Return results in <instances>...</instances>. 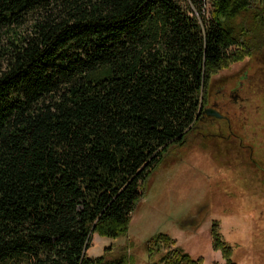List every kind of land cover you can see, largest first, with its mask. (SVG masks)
Here are the masks:
<instances>
[{
	"label": "trees",
	"instance_id": "16d2710c",
	"mask_svg": "<svg viewBox=\"0 0 264 264\" xmlns=\"http://www.w3.org/2000/svg\"><path fill=\"white\" fill-rule=\"evenodd\" d=\"M205 1L0 0V264H128L126 245L88 256L91 233H128L150 170L199 131L212 78L264 45V0H209V16ZM210 233L214 264H237ZM144 246L201 263L163 232Z\"/></svg>",
	"mask_w": 264,
	"mask_h": 264
},
{
	"label": "rangeland",
	"instance_id": "374dc122",
	"mask_svg": "<svg viewBox=\"0 0 264 264\" xmlns=\"http://www.w3.org/2000/svg\"><path fill=\"white\" fill-rule=\"evenodd\" d=\"M203 10L209 16V0ZM236 21L242 22L239 17ZM251 22L247 16L246 24ZM262 26L257 40L264 44V22ZM263 65L264 45L219 71L212 78L208 103L217 99L226 106L232 103L227 91L238 87L244 75L252 85H258L264 76ZM249 101L245 117L231 122L237 139L241 137L249 149L243 153L237 147L229 148L225 139L217 136L228 132L223 120L216 116L202 119L198 132L189 133L182 146H170L150 170L128 233L117 238L91 233L87 255H113L126 245L128 264H160L159 255L149 258L144 245L152 235L163 232L192 258L200 257V264L224 263L212 244L210 229L216 221L237 264H264V94L250 96ZM253 157L259 170L250 161ZM230 179L233 185L228 184ZM243 179L246 182L239 185Z\"/></svg>",
	"mask_w": 264,
	"mask_h": 264
},
{
	"label": "flooded vegetation",
	"instance_id": "af4514ba",
	"mask_svg": "<svg viewBox=\"0 0 264 264\" xmlns=\"http://www.w3.org/2000/svg\"><path fill=\"white\" fill-rule=\"evenodd\" d=\"M226 94L227 96L233 99V102L229 103V105L227 104L226 106L224 103H220V101L217 99L213 100V102L208 103L204 108L211 106L217 111H219V113L222 115V117H220L219 119L225 122V128L228 132L226 135L223 133H218L217 136L219 138L225 139L229 148L237 147L240 151L244 153V151L249 148H247V144L243 143V139L241 137L237 139L238 135L231 129V122H234L237 116L240 120L245 117L247 111L249 110L248 107L251 106V101H249L250 96H252L253 98L256 94H264V76L260 78V82L258 85H252L250 81L246 79V75H244L240 80L239 86H235L232 89L228 90ZM202 119H215V117L213 115H207L203 112L201 116V120ZM248 146L251 147L250 144ZM250 161L253 162L256 169L259 170L260 165L257 159L253 157L250 159ZM245 182L246 181L243 179V181H238L237 183L241 185V183ZM234 183L235 182L232 183L231 179L228 182V184L230 185H233Z\"/></svg>",
	"mask_w": 264,
	"mask_h": 264
},
{
	"label": "water",
	"instance_id": "95a60500",
	"mask_svg": "<svg viewBox=\"0 0 264 264\" xmlns=\"http://www.w3.org/2000/svg\"><path fill=\"white\" fill-rule=\"evenodd\" d=\"M203 112L207 115H213L218 118L222 117V115L217 110H215L213 107L204 108Z\"/></svg>",
	"mask_w": 264,
	"mask_h": 264
}]
</instances>
